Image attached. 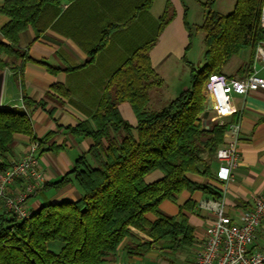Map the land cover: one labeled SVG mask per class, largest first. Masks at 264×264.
<instances>
[{
    "label": "trees",
    "instance_id": "1",
    "mask_svg": "<svg viewBox=\"0 0 264 264\" xmlns=\"http://www.w3.org/2000/svg\"><path fill=\"white\" fill-rule=\"evenodd\" d=\"M53 1L57 0H3L0 6V13L9 17L0 28V69L9 68L20 81L30 60L46 65L52 73L61 69L32 59L19 43L20 33ZM200 2L203 22L194 28L187 22V26L190 35L194 30L204 34L203 61L198 67L190 64L189 87L162 109L149 110L150 90L163 82L151 64L153 43L135 49L110 75L91 119L64 127L71 135L92 138L94 143L72 170L43 187L60 189L73 182L81 190L80 198L48 202L24 220L0 212V264H114L120 249L130 256H144L157 243L175 253L194 248L195 229L187 217L165 213L160 205L164 200L176 201L185 190L221 198L220 190L190 177L192 173L210 175L209 160L216 158L228 126L210 122L205 127L201 116L206 85L211 74L223 73L229 60L247 49L249 60L238 72L249 69L252 73L257 47L264 41V0H236L229 13L216 10L217 0ZM172 16L169 9L164 11L159 32ZM104 43L90 52L85 63L94 61ZM52 91L70 95L60 83L53 84ZM126 101L136 114L135 126L119 111V104ZM23 102V106H0V170L12 164L7 157L17 134L38 142L39 152L46 143L47 137L35 133L28 112L33 104L44 107L45 102H34L26 95ZM156 170L162 175L147 181L146 175ZM192 203L188 201L184 208ZM50 241L62 245L53 250Z\"/></svg>",
    "mask_w": 264,
    "mask_h": 264
},
{
    "label": "crops",
    "instance_id": "2",
    "mask_svg": "<svg viewBox=\"0 0 264 264\" xmlns=\"http://www.w3.org/2000/svg\"><path fill=\"white\" fill-rule=\"evenodd\" d=\"M235 2L217 0L215 8L221 13H229ZM2 4L3 0H0V6ZM166 9L173 16L159 32L160 18ZM204 18L200 0H57L43 7L37 20L20 33L19 43L32 59L61 69L52 73L46 65L30 60L25 65L22 81L9 68L0 69V106H23L24 95L34 102H45L44 107L33 104L28 108L35 133L39 138L47 137L39 152L44 184L56 181L72 170L77 158L90 149L94 143L92 138L75 137L64 127L91 119L110 75L135 49L153 43L149 51L151 64L163 82L150 90L148 106L163 108L189 87L190 64L198 67L203 61L204 35L200 36L199 50L192 52L194 34L190 35L187 22L194 28ZM8 20L7 15L0 13V28ZM104 41L94 61L85 63L90 52ZM249 57V49L234 55L223 73L230 77L249 74V69L238 72ZM21 61L18 59L17 64ZM260 67L256 58L253 70ZM55 83L64 85L70 95L53 92ZM232 101L239 112L227 120L240 118L239 165L226 181L217 179L220 163L215 156L209 160V176L190 174L193 180L220 190L221 198L202 191L185 190L176 201L168 199L160 205L165 213L187 217L194 226L196 244L205 237L207 226L216 217L214 210L202 204L221 202L226 215L237 217L242 210L251 209L256 197L264 191V90L250 91L246 95L234 93ZM119 111L132 125L137 124L129 102L120 103ZM30 144L28 136L17 134L7 161L12 163L21 159ZM203 156L207 158V153ZM160 176L159 172L153 171L146 180L151 182ZM22 182V178L18 179L11 191L16 192ZM44 184L27 200L30 212L48 202L74 201L81 196V190L73 182L60 189L44 188ZM188 201L193 203L187 209L184 205ZM0 210L5 211L3 207ZM257 242L264 247V220L257 231ZM160 249V243L154 244L144 256H130L120 249L114 264H192L183 259L168 261L162 257Z\"/></svg>",
    "mask_w": 264,
    "mask_h": 264
},
{
    "label": "built area",
    "instance_id": "3",
    "mask_svg": "<svg viewBox=\"0 0 264 264\" xmlns=\"http://www.w3.org/2000/svg\"><path fill=\"white\" fill-rule=\"evenodd\" d=\"M261 26L264 27V4L261 11ZM256 58L261 67L252 73L230 77L224 73L210 75L206 93L212 96L213 108L211 122L227 123L225 141L216 152L220 163L217 179L226 181L240 163V118L227 120L237 114L239 109L232 101V95H246L250 91L264 90V41L257 47ZM39 144L31 142L28 152L19 160L0 170V208L24 220L30 216L27 200L45 182L39 167ZM23 179L16 192L11 186ZM215 212V219L207 226L205 237L194 245L196 251L194 264H264V247L257 242V231L264 220V191L256 197L251 209L242 210L237 217L226 215L221 202L202 204ZM0 212H3L0 210Z\"/></svg>",
    "mask_w": 264,
    "mask_h": 264
},
{
    "label": "rangeland",
    "instance_id": "4",
    "mask_svg": "<svg viewBox=\"0 0 264 264\" xmlns=\"http://www.w3.org/2000/svg\"><path fill=\"white\" fill-rule=\"evenodd\" d=\"M193 34H194V43L192 45V52H195L196 50H199V40H200V36L204 35L203 32H200V31H196L194 30L193 31ZM171 95V94H170ZM148 109L149 110H153V111H156V110H160L162 108H159V107H151L150 105L148 106ZM157 172H159L160 175H162L161 171L159 170H156ZM151 173H148L146 175V177L148 179H150ZM61 246L62 243L60 241H50L49 242V247L53 250H57V247ZM196 251L194 248L190 251L188 249H184V250H181L179 252H173L171 249H168V248H164V249H160V252H161V255L162 257L165 259L168 260V261H180V260H185V261H191L192 264H194L193 262L195 261V256H196Z\"/></svg>",
    "mask_w": 264,
    "mask_h": 264
},
{
    "label": "water",
    "instance_id": "5",
    "mask_svg": "<svg viewBox=\"0 0 264 264\" xmlns=\"http://www.w3.org/2000/svg\"><path fill=\"white\" fill-rule=\"evenodd\" d=\"M206 98L207 100L204 104V112L202 113L201 117L203 118V123L205 127L208 128L211 122L210 112L213 108V100L212 96L209 93H206Z\"/></svg>",
    "mask_w": 264,
    "mask_h": 264
}]
</instances>
